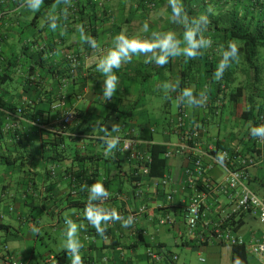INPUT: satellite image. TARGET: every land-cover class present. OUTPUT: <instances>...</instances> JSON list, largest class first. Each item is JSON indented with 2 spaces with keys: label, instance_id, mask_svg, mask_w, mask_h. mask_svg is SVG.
I'll return each mask as SVG.
<instances>
[{
  "label": "crops",
  "instance_id": "crops-1",
  "mask_svg": "<svg viewBox=\"0 0 264 264\" xmlns=\"http://www.w3.org/2000/svg\"><path fill=\"white\" fill-rule=\"evenodd\" d=\"M54 2L44 0L39 12H31L21 7L23 0H0V258L53 264L55 255L42 248L52 235H63L66 217L85 226L79 233L84 264H152L147 258L150 250L175 255L178 264H191L194 252L199 264H231L230 246L199 241L209 225L221 220L246 243L264 242V222L244 211L230 218L233 199L215 190L208 194L204 219L189 232L185 204L202 181H188L183 175V168L194 158L210 164L208 156L218 145L217 150L240 156L261 153L262 162L248 170L246 185L264 201V145L259 149L249 131L264 102V63L260 61L264 51L258 48L253 61H246L243 42L233 34L240 24L252 33L262 26L264 32V0H189L195 7L193 16H209L205 36L212 39V47L195 60L185 63L178 57L163 67L144 64L143 56L133 57L115 70L120 82L110 101L102 96L104 77L95 67L99 53L79 42L74 25L83 23L104 50L122 30L141 35L146 21L150 30L181 35L182 27L168 19V0H73L66 36L47 27L45 17ZM231 40L238 43L239 61L216 81L213 73L221 59V46ZM57 49L63 54L56 55ZM177 80L180 89L191 87L196 94L206 88L207 105L177 104L176 112L160 122L159 113H165L170 103L154 108V99H176L179 89L166 96L160 85ZM25 100L29 104L22 106ZM69 109L75 110L77 118L62 128L57 122ZM179 109L187 115V129L197 134L196 145L168 159L163 176L168 184L163 190L152 188L119 145L114 155L105 156L101 129L106 127L111 133L113 122L119 123L120 132L111 135L137 139V149L145 157L152 145L181 143L184 131L176 125ZM159 125L161 131L156 133ZM205 173L213 182H220L224 175L213 164ZM96 181L111 193L105 207L125 213L145 204L148 212L129 228L119 222L109 224L106 238L99 236L84 218L88 193L81 188ZM137 181L142 183L140 197L133 195ZM167 194L171 201H166ZM165 217L170 221L160 225ZM245 250L247 264H264V258ZM67 260L71 264L69 256Z\"/></svg>",
  "mask_w": 264,
  "mask_h": 264
},
{
  "label": "clouds",
  "instance_id": "clouds-1",
  "mask_svg": "<svg viewBox=\"0 0 264 264\" xmlns=\"http://www.w3.org/2000/svg\"><path fill=\"white\" fill-rule=\"evenodd\" d=\"M43 4L44 0H23L21 7H27L31 12H39ZM168 6L170 8L168 19L172 24L182 27L183 32L181 35H178L175 31L150 30L149 23L146 21L140 29L141 35H129L122 30L112 38L111 46L104 50L101 48L100 43L86 31L83 23L74 25L79 42L87 44L94 53H99L96 56L95 67L96 71L104 77L102 96L105 101H110L117 92L120 79L115 70L130 63L133 57L143 56L144 64H155L158 67H163L169 63L170 59L178 57H183L185 63L195 60L204 54V50L212 47V39L205 36L211 23L206 13L195 16L189 15L183 0H168ZM73 7V0H55L45 17L47 27L52 32L58 31L59 35L66 36L68 34L67 21L70 9ZM211 11L212 9L209 7L208 12ZM147 33H150V36L143 35ZM55 54L62 55L63 53L62 50L57 49ZM69 59L73 58L69 57ZM238 61V43L235 40L228 41L226 46H221V59L213 73L214 80H221L224 72ZM76 66L73 59V67ZM160 87L164 90L166 96L177 92L179 89V95L176 97L178 105L186 104L189 107L202 108L207 105L209 99L206 88L196 94L191 87L180 89L178 80L175 82L165 81ZM101 130L105 132V135L100 137L105 144V156L114 155V150L118 148L121 138L119 135L114 136L111 133L120 132L119 123L113 122L111 124V133L108 132L106 127H102ZM249 131L253 138L264 140V124L252 126ZM217 157L219 162L223 164L226 155L218 153ZM81 188L88 193L84 218L99 236L106 238L107 225L109 224L119 222L123 228H129L134 224V216L128 215L125 217L116 208L104 206V201L110 198L111 193L102 182L96 181L91 185L84 184ZM64 223L63 236L66 239L63 247L70 258L71 264H84L81 255L84 244L79 238V233L81 230H85V226L67 217ZM234 264H243V261L237 257Z\"/></svg>",
  "mask_w": 264,
  "mask_h": 264
},
{
  "label": "built area",
  "instance_id": "built-area-1",
  "mask_svg": "<svg viewBox=\"0 0 264 264\" xmlns=\"http://www.w3.org/2000/svg\"><path fill=\"white\" fill-rule=\"evenodd\" d=\"M29 102L23 101L22 106L28 105ZM59 106V105H58ZM21 109L18 110L20 112ZM1 112V108H0ZM77 118L75 110L69 109L65 111L58 120V125L60 127H65ZM257 119L259 125L264 124V102L261 109L258 112ZM176 125L181 130L184 131L182 142L169 146L166 148L164 157L169 159L174 155L183 154L187 151L193 150L194 145H196L195 140L197 139V134L191 132L187 129V115L183 109H179L177 113ZM44 129L52 131L54 128L50 125H41ZM256 146L261 149L264 145V140L256 138ZM139 141L131 137H122L120 139L119 148L120 151L127 156V160L136 162L138 170L141 175L146 176L148 174V168L139 166L147 161L148 157L142 156L138 149ZM193 146H192V145ZM223 153L226 158L221 164L218 160L217 154ZM208 159L210 164L204 165L203 161L199 158H194L190 165L183 168L184 177L190 181L193 178H198L202 181L201 188L197 189L193 193L185 204V221L189 232H193L198 224L205 217V203L210 191L215 190L223 195H226L233 199L234 203L229 216L237 212H249L256 216L261 222H264V201L261 200L254 192H252L246 185V180L248 177V170L252 167L259 165L262 162V154L259 153L256 156H240L237 152H229L225 149H219L215 154H209ZM217 165L221 167L224 171V175L220 182H213L209 177L206 176L205 169H208L210 165ZM150 184L152 188L156 190H163L168 184V178L162 177L160 179H151ZM143 193L141 181L135 183V188L133 190V195L135 197H140ZM166 201H171L172 196L167 194L165 196ZM148 212V207L145 204H140L135 211H128L121 213L123 216L127 217L132 215L135 217V222L137 219ZM228 217V216H227ZM170 220L168 217L161 219L159 221L160 225L168 223ZM134 222V223H135ZM207 232L200 237L199 241L201 244L210 243L212 241L232 246H244L249 253L259 258H264V242H249L246 243L242 238L235 235L232 230L224 225L223 220L217 222L213 225H209ZM147 258L152 264H178V257L175 255H168L166 253H160L155 251H148ZM0 264H23L17 259H12L10 257L0 258Z\"/></svg>",
  "mask_w": 264,
  "mask_h": 264
},
{
  "label": "trees",
  "instance_id": "trees-1",
  "mask_svg": "<svg viewBox=\"0 0 264 264\" xmlns=\"http://www.w3.org/2000/svg\"><path fill=\"white\" fill-rule=\"evenodd\" d=\"M183 3L189 15H193L195 9L194 4L189 2V0H183ZM233 34L235 37L241 40V42H243L242 48L244 59L248 62H252L257 56L258 48L264 46V32L262 30V26L257 29L256 33H252L251 31H248V29L245 28L243 24H240L239 31H235ZM252 126H259L257 116L253 121ZM253 140L255 141L256 138ZM217 147L219 148V145L216 146V150L211 151L210 154H215L218 149ZM166 148V146L158 144L149 147L147 161L139 164L140 167L144 165L148 168V174L145 176L147 180L160 179L166 174L168 164V159L164 157ZM231 153H233V151ZM231 217L232 215L230 218ZM237 257L243 261V264H247L246 250L244 246L231 247V264H234V261ZM67 258L68 255L66 251H60L59 253L55 254L53 264H68Z\"/></svg>",
  "mask_w": 264,
  "mask_h": 264
},
{
  "label": "rangeland",
  "instance_id": "rangeland-1",
  "mask_svg": "<svg viewBox=\"0 0 264 264\" xmlns=\"http://www.w3.org/2000/svg\"><path fill=\"white\" fill-rule=\"evenodd\" d=\"M260 51H264V46L263 47H260L259 49ZM262 57L260 58V61L264 63L263 59H264V55L262 54L261 55ZM262 82V81H260ZM165 101H169L170 103V107H168V109L166 110L165 113H162V111L159 113L160 114V122H163L164 121V117L165 119L168 118L169 114H174L176 112V106H177V102H176V99L175 98H155L154 99V104H153V107L154 108H157V105H160L161 104V108H162V105L165 103ZM162 110V109H161ZM158 111L156 112H153V113H157ZM161 131V126L159 125L157 130H156V133H160ZM173 138H175L173 136ZM51 234V233H50ZM65 237L61 234V235H58L57 237H54L52 235L51 239H46V242H45V246L44 248H42V252L46 253V254H51V255H55L57 253H59L62 249H64L63 245H64V241H65ZM172 250H176L178 253L180 252V249L179 248H172ZM139 252L142 253L143 252V248L142 247H139ZM184 256V254H183ZM191 256H192V262L191 264H199L198 261H197V256H196V253H191ZM203 257H205V255L203 254L202 255ZM21 258H24L26 257L24 254H20ZM34 259H38L37 256L34 255ZM35 261L32 262V264H34ZM48 264V263H47Z\"/></svg>",
  "mask_w": 264,
  "mask_h": 264
}]
</instances>
